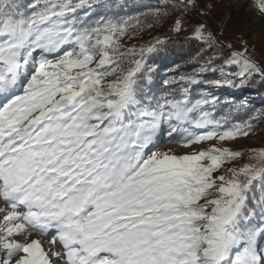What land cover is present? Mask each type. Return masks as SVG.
I'll return each instance as SVG.
<instances>
[{
	"label": "snow or ice",
	"instance_id": "obj_1",
	"mask_svg": "<svg viewBox=\"0 0 264 264\" xmlns=\"http://www.w3.org/2000/svg\"><path fill=\"white\" fill-rule=\"evenodd\" d=\"M251 2L264 20V0ZM93 3L0 0V264H264V149L236 167L243 153L215 145L156 150L165 128L168 144L192 148L248 136L255 117L227 128L212 119L214 97L188 98L196 75L163 81L178 95L151 94L148 54L163 41L124 48L127 21L78 26V10ZM201 7L172 3L182 16L208 14ZM194 35L217 47L206 23ZM247 53L245 42L219 70L235 65L227 75L241 85L264 84ZM33 233L51 247L29 242Z\"/></svg>",
	"mask_w": 264,
	"mask_h": 264
},
{
	"label": "trees",
	"instance_id": "obj_2",
	"mask_svg": "<svg viewBox=\"0 0 264 264\" xmlns=\"http://www.w3.org/2000/svg\"><path fill=\"white\" fill-rule=\"evenodd\" d=\"M30 2L31 0H24V3ZM172 3L173 0H94L91 8L78 10L77 25L91 26L101 19L127 21L131 26L126 40L121 42L124 48L147 46L155 43L157 39L162 40L163 43L157 45V51L148 54L147 62L155 69L152 73V84L148 85L151 94L157 97L166 93L178 95V88L175 85L166 88L163 81L169 77H175L178 81L182 74L196 75L201 83L186 85L188 98L194 101L204 95L214 97L215 105L205 106L212 119L224 118L225 128L249 120L253 112L260 108V102H264V84L260 83L259 77L243 85L240 78L233 82L232 75L227 74L237 72V67L226 66L222 74L219 65L230 53L225 41L250 32L257 37L253 44H250L247 54L264 67V32L262 28L260 29L262 27L260 23L264 20L261 18L257 27L253 23V20L260 15L254 9L251 0H201L202 7L198 11L208 13L203 16L198 15L197 12L182 16L181 12L173 10ZM207 4L214 5L211 12L203 6ZM156 13L159 15L157 16ZM178 18L181 19L182 30L176 32L172 29ZM201 23L208 25L217 39V47L209 48L195 38L194 29ZM209 59L213 60L212 66L217 70L199 72L201 65ZM224 79L230 80L233 86L217 87L211 83ZM223 90L232 95L228 96ZM240 95L252 96L255 101L247 103L245 97H238ZM237 105L242 107L237 110ZM244 137L247 136H240L237 139ZM256 146L257 150L264 149V139L257 142ZM249 160L250 153L241 159L242 165ZM255 195L259 198L260 191L257 190Z\"/></svg>",
	"mask_w": 264,
	"mask_h": 264
},
{
	"label": "rangeland",
	"instance_id": "obj_3",
	"mask_svg": "<svg viewBox=\"0 0 264 264\" xmlns=\"http://www.w3.org/2000/svg\"><path fill=\"white\" fill-rule=\"evenodd\" d=\"M260 19H261V17L257 16V18L253 20V23L256 25V27H257ZM260 25L262 26V27H260V29L262 28L261 30L264 32V21H262L260 23ZM256 37H257L256 35H252L250 32H248L247 34L242 35L240 37L239 36L233 37V38L225 41V43H226V46L228 47L229 52H241L244 49L245 42L247 43V48L249 49L250 44H253V42L256 40ZM126 38H127V36H125L123 38V40L120 41V43L123 42L124 40H126ZM229 45H231V47H229ZM65 47H69V46H65ZM233 66H235V65H233ZM232 77L233 78H231V81H233V82L236 81L238 78L235 75H232ZM151 84H152V82H151ZM151 84H149V85H151ZM223 91H226V90H223ZM226 93H228V91H226ZM231 95H232L231 93H228V96H231ZM238 97H245L244 99L246 100L247 103H253L255 101L252 96L240 95ZM247 103H246V105H247ZM251 117H255V119H252V121H251L252 124L254 125V127H253L251 134L248 135L247 137H244L241 139H236V140H227V141H223V142L207 141L201 145H194V146H192V148H185L179 144H168L167 140L169 138L166 134L167 129L165 128L164 134L161 135V137H160L161 146L159 148H157L156 150L157 151L171 150L172 152H174L177 155H183V154L191 153L193 151L206 149L212 145H215L216 147L228 148L230 150L239 151V152L243 153L242 157H240L238 160L234 161L231 165L232 167L242 166L241 159L242 158L244 159L245 155L249 154L251 149H255V147L257 148V146H256L257 142L262 141L264 139V102H260V108L255 110ZM185 127H188V126L185 125ZM209 127H211V126H209ZM189 130L196 132V133H201L204 131V129H194V128H192V129L189 128ZM3 206H4L3 202L0 201V207H3ZM18 239L23 240V237H20ZM33 239L40 241L42 246L45 247L47 250L51 247V245L49 244V239H43V238L35 235L34 233L28 237V241L30 242Z\"/></svg>",
	"mask_w": 264,
	"mask_h": 264
},
{
	"label": "bare ground",
	"instance_id": "obj_4",
	"mask_svg": "<svg viewBox=\"0 0 264 264\" xmlns=\"http://www.w3.org/2000/svg\"><path fill=\"white\" fill-rule=\"evenodd\" d=\"M45 248V247H44ZM46 249V248H45ZM47 250V249H46Z\"/></svg>",
	"mask_w": 264,
	"mask_h": 264
}]
</instances>
